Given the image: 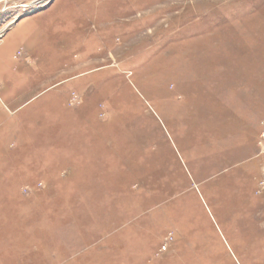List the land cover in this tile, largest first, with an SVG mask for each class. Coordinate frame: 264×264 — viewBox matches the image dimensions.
<instances>
[{
    "label": "rangeland",
    "instance_id": "rangeland-1",
    "mask_svg": "<svg viewBox=\"0 0 264 264\" xmlns=\"http://www.w3.org/2000/svg\"><path fill=\"white\" fill-rule=\"evenodd\" d=\"M0 264H264V0H0Z\"/></svg>",
    "mask_w": 264,
    "mask_h": 264
},
{
    "label": "built area",
    "instance_id": "built-area-1",
    "mask_svg": "<svg viewBox=\"0 0 264 264\" xmlns=\"http://www.w3.org/2000/svg\"><path fill=\"white\" fill-rule=\"evenodd\" d=\"M166 249V244L164 243L162 246H161V248H160V250H165Z\"/></svg>",
    "mask_w": 264,
    "mask_h": 264
}]
</instances>
